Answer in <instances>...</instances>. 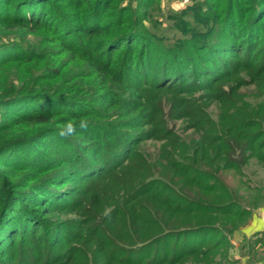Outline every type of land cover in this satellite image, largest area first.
Listing matches in <instances>:
<instances>
[{
  "label": "trees",
  "instance_id": "16d2710c",
  "mask_svg": "<svg viewBox=\"0 0 264 264\" xmlns=\"http://www.w3.org/2000/svg\"><path fill=\"white\" fill-rule=\"evenodd\" d=\"M212 1L200 4L194 34L169 38L147 28L143 0H0V28L18 46L0 60V264L18 243L30 244L35 264H167L177 251L152 255L155 245L187 232L179 258L211 263L227 226L211 244L212 223L192 221L234 213L219 201L229 197L220 172L264 163V101L240 91L264 94V0H218L211 12ZM116 134L113 165L81 169L78 189H63L65 169L45 183L40 164L3 158L46 137L72 152ZM147 139L159 142L153 153L138 146Z\"/></svg>",
  "mask_w": 264,
  "mask_h": 264
},
{
  "label": "rangeland",
  "instance_id": "374dc122",
  "mask_svg": "<svg viewBox=\"0 0 264 264\" xmlns=\"http://www.w3.org/2000/svg\"><path fill=\"white\" fill-rule=\"evenodd\" d=\"M202 1L204 0H143V3H151L145 11V14L147 13L146 26L151 32L157 31L160 33H165L169 36V38H171V36L179 37L189 33L194 34V30L199 29V23L204 20L200 18L199 14L202 9L200 8V4L202 3V7L205 6V3ZM217 2L218 0L210 2L208 7L209 11L212 12L215 10L214 5ZM135 4L136 1H133L132 6L134 7ZM222 7L225 8L224 2L222 3ZM208 20L210 21V25L212 19ZM183 27L188 28L187 30H183ZM48 35L50 37V34ZM27 38L29 40L33 39L32 36H27ZM12 39L13 36L11 35V30L0 28V60L8 56L9 53L18 52V46L12 43ZM202 55L204 59H208L205 52H203ZM226 60L234 61L235 58H226ZM169 70L171 71V69ZM182 71L183 74L187 72L185 71V67ZM42 72L46 71L43 70ZM61 82L63 81H59L57 83ZM70 87H72V85H68L67 83H64L60 86V88L63 90ZM240 91L242 93L245 92L248 94L247 99L253 103L260 99L264 101V94L262 95V98H258L259 96L253 94V92L256 91L254 86L243 87ZM19 98L20 97H15L13 98L14 100H11V102L16 101L14 102V106L17 107L18 110L24 105V103H21L22 100L18 102ZM210 101L211 100L206 99L204 102L205 105H208L209 109L214 112L215 105L210 104ZM77 105L81 108H84L83 104ZM3 111H8V107L3 108L0 106V119L2 118ZM172 124L175 125L178 130L181 129V126L185 125L184 120L172 121ZM147 127L149 126H146L145 128ZM133 131L137 132L140 130ZM117 136L118 134L108 140L104 135L100 139L93 140L92 143L89 144L91 148L89 152H85V150H83V148L89 147L86 145V143H76L74 146L78 148L72 152H68V150L59 148L56 143L49 141L48 137H46L29 142L27 144L29 146H27L25 150H10L4 155L3 158L5 161L12 163L19 168L25 166L26 164L24 163L29 160L40 164V167H42L40 170H42L45 175V183L47 181H59L60 176L57 175V171L65 169L67 172L65 177L67 179L63 184V189H71L74 187L78 189L82 187V183L80 181L82 176L81 169L86 167L90 168L92 171L95 170L98 172L101 168H106V166L111 163L112 156H109L110 146L112 147L115 144L120 145L118 138L123 140V138ZM81 145L82 151L81 148H79ZM138 146L142 147L143 150H147L149 153H153L155 147H159V142L147 139L141 141ZM61 153L66 154L64 155ZM219 177L222 181V184L229 193V197L226 196L224 199L219 201H224L226 203L230 202V206L235 204L234 213H214L210 215L200 214L202 216H208L207 218L211 220L209 221V219H202L192 221L212 223L210 227L205 230V232H209L207 240L211 241V244L214 243V237L217 236V230L215 231L216 227H222L219 226L220 224H226V229L229 231L228 233L225 232L226 235L224 234V231H218V234H221L224 237V242L219 246L217 245L221 243V241L214 244L216 245V248L213 250L214 254L211 258V263L209 264H263L264 241L262 244H259L256 240L261 235H259L257 238H253L254 234L251 236L250 233H252V231L258 227L261 222L264 224V163L258 164L255 159L251 158L240 169H228L222 171L219 173ZM205 197L206 199L204 200L209 201L208 198H210L211 195H205ZM216 197L217 196H214L212 202L221 203L217 202ZM72 216L73 215H66L62 216V218ZM244 232L249 236H245L243 234ZM179 235V233L170 235L161 243L155 245L152 255L158 254V256L161 257L165 254L164 248H166V253L169 251L170 253L172 251H177L176 256L167 264H208L205 263L208 258L191 255L189 253L184 255L182 258H179L181 253L185 251V248H183L182 245L188 244L187 240L184 238L185 235L186 237H190L193 234L191 232H187L183 235L184 237L182 236L183 238L181 239H179ZM192 239L189 240V243L193 242ZM168 240H171V245L169 248H167L166 243ZM189 247H191V245H188L187 248L189 249ZM16 250H18L17 254H14L13 258H11V255L8 256L10 258H6V264H35V253L31 250L29 243L24 245L18 243ZM43 250H45V248H43ZM170 257L171 256L168 255L169 259ZM151 258H153V256L149 257V259Z\"/></svg>",
  "mask_w": 264,
  "mask_h": 264
},
{
  "label": "crops",
  "instance_id": "0c3cea01",
  "mask_svg": "<svg viewBox=\"0 0 264 264\" xmlns=\"http://www.w3.org/2000/svg\"><path fill=\"white\" fill-rule=\"evenodd\" d=\"M259 221H260V220H259ZM262 231H264V224L261 222L260 225H258V227H256V228L252 231V233H250V234H251V236H252V234H256V233H259V232H262ZM243 234L246 235L247 237L249 236V235L245 234V232H244Z\"/></svg>",
  "mask_w": 264,
  "mask_h": 264
}]
</instances>
